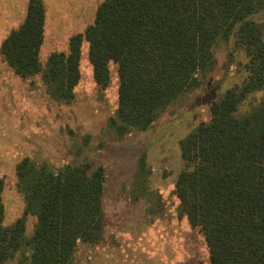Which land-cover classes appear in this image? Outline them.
<instances>
[{"label": "trees", "instance_id": "obj_1", "mask_svg": "<svg viewBox=\"0 0 264 264\" xmlns=\"http://www.w3.org/2000/svg\"><path fill=\"white\" fill-rule=\"evenodd\" d=\"M263 9L264 0H102L93 22L70 36L68 50L51 52L42 65L44 5L28 0L0 53L16 74L42 72L52 96L71 100L86 40L97 85L107 86L109 63L116 64L117 109L109 126L123 137L147 128L196 87L213 67L215 44L233 36L247 57L246 76L213 100L209 119L180 140L184 166L174 189L181 212L202 232L209 264H264V24L251 18ZM16 176L24 209L10 225L3 224L0 179V264L18 252L21 264H74L78 242L102 238L101 166L52 170L25 157ZM27 215L35 222L25 238Z\"/></svg>", "mask_w": 264, "mask_h": 264}, {"label": "rangeland", "instance_id": "obj_2", "mask_svg": "<svg viewBox=\"0 0 264 264\" xmlns=\"http://www.w3.org/2000/svg\"><path fill=\"white\" fill-rule=\"evenodd\" d=\"M23 1H6L7 14L0 17V42L8 24L22 21L24 16L17 14V8ZM54 1L49 0V4ZM101 2L72 0L70 12L78 19L76 26L91 24ZM69 18L72 20L73 16ZM251 18L264 24V9ZM60 20L63 32H77ZM47 33L45 54H40L42 65L53 46L51 27ZM87 45L85 40L79 62L80 79L71 100L52 96L42 72L16 74L0 53L3 224L10 225L23 214V194L16 176V165L21 159L27 157L37 167L52 170L90 163L103 170L105 225L98 242H78L74 264H209L202 232L188 222L175 194V181L184 166L179 142L199 122L209 119L213 100L242 83L246 76L245 52L235 45L233 36L218 40L213 48V67L196 87L182 92L147 128H134L118 137L109 126L117 109L116 64L109 63L107 86L97 85ZM251 98L244 102L242 110L249 107ZM34 222L35 216H26L25 238L32 234ZM21 258L18 252L3 264H21Z\"/></svg>", "mask_w": 264, "mask_h": 264}, {"label": "crops", "instance_id": "obj_3", "mask_svg": "<svg viewBox=\"0 0 264 264\" xmlns=\"http://www.w3.org/2000/svg\"><path fill=\"white\" fill-rule=\"evenodd\" d=\"M6 1L7 0H5V2H4V0H0V17L1 16H6V14H7V3L8 2H6ZM67 1H68L69 4H67L64 0H55L54 3H50L49 4V0H42L43 5H44V10H45V19H44V36H43L42 44H41L40 49H39V60H40V62H41V58H40L41 52H42L41 55L45 54L44 51H43V47H44L46 38L48 37V33H47L48 29H49V32H50V27H51V32L53 34L52 35L53 37L51 39L52 43H50V45H53V46L47 52L48 54H46L44 60H46L47 56L53 51H65L66 52L68 50V42H69L70 36H72V35H74L76 33H81L86 28V26H83V25H81L79 27L76 26V23L78 22V19L74 16V13L70 12V7L72 6L70 4V2L72 0H67ZM27 3H28V0H27ZM27 3H26V0H24L23 4L20 5L19 8L16 7L19 10V11H17V14H19V16L21 15V13H22L21 17L25 16V13H26L25 9H27ZM13 6H15V3H13ZM78 8H80V6H78ZM74 9H75V7H74ZM53 11L58 12V15H52V14L56 13V12H53ZM71 15L73 16L72 20H71V18L68 19V17H70ZM61 18L63 19V21H65V25L66 26L73 27V29H75V31H77V32L73 33V34H69L70 32H66V33L63 32L62 31L63 28L60 27V22H61L60 19ZM58 20H60V22ZM18 21L19 20H16V22L11 23L10 26L8 24V26L6 28L7 29L6 35L9 33V31L11 29L16 28L22 22L21 21L19 23ZM61 31L63 32V33H61L62 35L60 34ZM68 34H69V36L67 37ZM60 35H61V37H60ZM55 38H57V39H55ZM84 41L85 40L82 41L81 48H82V45L84 44ZM1 42H0V44H1ZM41 64H42V62H41Z\"/></svg>", "mask_w": 264, "mask_h": 264}]
</instances>
